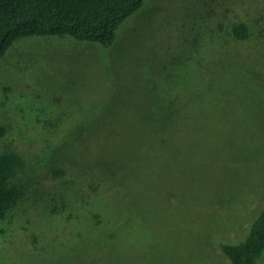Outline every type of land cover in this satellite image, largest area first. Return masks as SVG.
I'll list each match as a JSON object with an SVG mask.
<instances>
[{"label": "rangeland", "instance_id": "1", "mask_svg": "<svg viewBox=\"0 0 264 264\" xmlns=\"http://www.w3.org/2000/svg\"><path fill=\"white\" fill-rule=\"evenodd\" d=\"M161 115L191 125L192 152L150 135ZM4 151L25 165L0 264H230L222 244L264 205V0H144L110 46L14 40Z\"/></svg>", "mask_w": 264, "mask_h": 264}, {"label": "trees", "instance_id": "2", "mask_svg": "<svg viewBox=\"0 0 264 264\" xmlns=\"http://www.w3.org/2000/svg\"><path fill=\"white\" fill-rule=\"evenodd\" d=\"M143 3L144 0H0V58L14 40L31 35L70 36L110 46L120 25ZM230 32L237 39H245L249 29L239 22L232 25ZM162 116L161 122L148 125L150 135L171 136L175 148L180 149L178 153L192 152L196 139L191 136V125L163 122ZM164 147L171 149L167 144ZM140 149L138 152H142ZM24 165L17 152L0 153V223L21 196L13 181ZM222 249L230 264H257L264 250V205L245 238L235 244L223 243Z\"/></svg>", "mask_w": 264, "mask_h": 264}]
</instances>
